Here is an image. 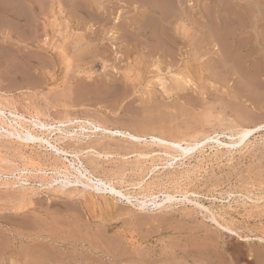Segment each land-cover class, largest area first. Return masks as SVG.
Instances as JSON below:
<instances>
[{
  "label": "rangeland",
  "instance_id": "rangeland-1",
  "mask_svg": "<svg viewBox=\"0 0 264 264\" xmlns=\"http://www.w3.org/2000/svg\"><path fill=\"white\" fill-rule=\"evenodd\" d=\"M0 110V264H264V0H0Z\"/></svg>",
  "mask_w": 264,
  "mask_h": 264
},
{
  "label": "bare ground",
  "instance_id": "bare-ground-1",
  "mask_svg": "<svg viewBox=\"0 0 264 264\" xmlns=\"http://www.w3.org/2000/svg\"><path fill=\"white\" fill-rule=\"evenodd\" d=\"M155 66V65H154ZM157 66V65H156ZM91 71V70H90ZM89 71V72H90ZM179 76V75H178ZM89 77V76H88ZM87 77V78H88ZM159 78V77H158ZM157 78V79H158ZM86 79V78H85ZM177 80V78H176ZM183 80V79H182ZM175 81V80H174ZM176 82V81H175ZM160 83V82H159ZM163 83V82H162ZM184 84V83H182ZM134 86V85H133ZM163 86V85H161ZM161 88V87H160ZM161 90V89H160ZM164 90L165 87H164ZM162 91V90H161ZM164 92V91H163ZM3 112L0 110V115H2ZM46 125V126H45ZM38 127H40L42 130H43V134H50L52 132V130H60L62 132H65V135L62 137V139H65L68 138V139H71L75 142H80L82 141L86 136H88L89 134H81V131L82 130H86V129H93V130H100V131H103L105 132L106 134H110V135H119V136H123V137H126V138H129L131 140H138L140 139L142 136L139 135V134H134L132 133L131 131H127V130H123V129H118V128H115V129H112V128H107V127H103V126H99V125H92L90 127H87V126H77V127H63V128H59V127H51L52 130H48L46 127H47V124H45L44 122H41V125H37ZM264 128V123H260V124H256L254 125L253 127H243V126H238L229 136V141L228 142H223V141H220L218 140V138L214 135H211V134H206V142H210L211 140H214L218 143H220L221 145H224V146H234V145H237V143H241L243 141H245L250 135L254 134L255 132H258L260 131L261 129ZM230 132V131H229ZM5 134H10V135H15V133L17 132H13L12 130H5L4 131ZM0 134H1V130H0ZM67 134V135H66ZM216 134V133H215ZM224 134V133H223ZM39 140H42L40 137H35ZM150 138L153 139L154 141H157L160 145H163L165 147H172L173 149L176 147H183L182 145V141L179 140V139H172V138H168L166 136H159V135H150ZM60 141V139L58 140ZM107 146H115L114 143H103ZM202 145V140H199V139H196L194 140L193 142H186V145L183 147V149L185 151H189V150H192V149H195V148H198L199 146ZM166 153L168 156H170L171 158L175 157L174 155L170 154V153H167V152H164ZM183 156H185L184 154H182ZM64 171L67 170V168L65 167L63 169ZM78 170V169H76ZM94 186V185H92ZM114 191V190H112ZM116 193H118L119 195L122 196V194L119 192V191H114Z\"/></svg>",
  "mask_w": 264,
  "mask_h": 264
}]
</instances>
